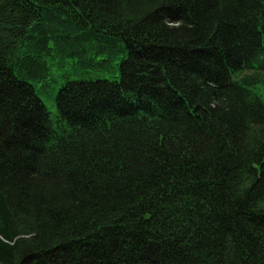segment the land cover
I'll list each match as a JSON object with an SVG mask.
<instances>
[{
  "label": "trees",
  "instance_id": "trees-1",
  "mask_svg": "<svg viewBox=\"0 0 264 264\" xmlns=\"http://www.w3.org/2000/svg\"><path fill=\"white\" fill-rule=\"evenodd\" d=\"M259 84L264 0H0V264H264Z\"/></svg>",
  "mask_w": 264,
  "mask_h": 264
},
{
  "label": "rangeland",
  "instance_id": "rangeland-1",
  "mask_svg": "<svg viewBox=\"0 0 264 264\" xmlns=\"http://www.w3.org/2000/svg\"><path fill=\"white\" fill-rule=\"evenodd\" d=\"M255 92L261 96V98L264 100V84H259L255 88ZM46 105L49 110L54 111V105L52 101L46 100Z\"/></svg>",
  "mask_w": 264,
  "mask_h": 264
}]
</instances>
